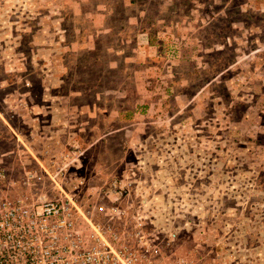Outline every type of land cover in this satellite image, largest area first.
<instances>
[{
	"label": "rangeland",
	"instance_id": "rangeland-1",
	"mask_svg": "<svg viewBox=\"0 0 264 264\" xmlns=\"http://www.w3.org/2000/svg\"><path fill=\"white\" fill-rule=\"evenodd\" d=\"M0 31L3 159L65 160L99 185L128 173L138 206L184 238L202 200L178 199L172 176L207 168L230 196L252 191L264 239V0H0ZM11 89L41 110L35 132L6 110Z\"/></svg>",
	"mask_w": 264,
	"mask_h": 264
},
{
	"label": "built area",
	"instance_id": "built-area-1",
	"mask_svg": "<svg viewBox=\"0 0 264 264\" xmlns=\"http://www.w3.org/2000/svg\"><path fill=\"white\" fill-rule=\"evenodd\" d=\"M35 161L0 156V264H205L203 242L175 254L178 227L138 206L130 174L99 185L69 174L65 160Z\"/></svg>",
	"mask_w": 264,
	"mask_h": 264
},
{
	"label": "crops",
	"instance_id": "crops-1",
	"mask_svg": "<svg viewBox=\"0 0 264 264\" xmlns=\"http://www.w3.org/2000/svg\"><path fill=\"white\" fill-rule=\"evenodd\" d=\"M15 33L17 34L18 32L12 31V34H10L18 37ZM6 36L8 37L10 35L7 34ZM0 37H4L1 31ZM10 82L12 83L5 84L4 81H1L0 88L5 90V88L13 86L12 84L14 81ZM10 92L12 93L10 95H8L7 92L4 93L2 100L6 110L13 111L16 117L21 118L29 127L32 126L31 131L35 132L36 120L41 117V110L34 113V111H28L26 109L27 107L23 106L25 99H32L31 95L25 96V94H23L22 96H16L14 95L13 89H11ZM45 129L40 130L46 132ZM49 130L50 128H48L47 131ZM54 132V135H56L57 130L54 129ZM145 155L146 158H149L148 154ZM181 160L182 159L178 158L177 162L179 163ZM147 161L150 163L152 159L140 160V162L144 164L147 163ZM153 162L155 164H160L157 159H154ZM159 167L162 168L161 166ZM201 171L202 181L199 182H196L198 176H191V174H188L189 171L184 173L183 171L179 172V170H175V175L172 176L173 185L171 193H176L178 199L180 197L182 199H187L189 197L195 200L198 198L202 200L201 208L193 204V206H191L192 208L187 210V215H189L187 218L192 219L194 226L197 228L194 227V232L187 229L189 233L185 235V238L181 233L177 240L179 243L177 246L184 248L183 252L190 251L195 254L193 250L197 245L196 242H203L202 245L205 251L207 250L205 252V264H264V239L258 238V233H255L258 224L255 223L257 210L253 202L252 191L250 192L249 199L245 200L243 196L239 195L240 193L230 196L231 192L227 191L230 188H227L221 181H226L225 176H218L215 180L204 181L203 178L209 177L208 179H210L212 176L207 168ZM216 182H218L217 186H215ZM246 198H248V196H246ZM230 199L234 201L233 204L228 203ZM247 200H249V203H247ZM212 203L215 205L214 208L211 206ZM181 221V219L178 220V222ZM252 232H254V234ZM255 239H258V241Z\"/></svg>",
	"mask_w": 264,
	"mask_h": 264
},
{
	"label": "trees",
	"instance_id": "trees-1",
	"mask_svg": "<svg viewBox=\"0 0 264 264\" xmlns=\"http://www.w3.org/2000/svg\"><path fill=\"white\" fill-rule=\"evenodd\" d=\"M2 150H5V149H3L2 148ZM8 150L10 151V152H12V153H14V151H15V148H14V146H9L8 147ZM8 152H6V153H0V156H2L3 157V155H6Z\"/></svg>",
	"mask_w": 264,
	"mask_h": 264
}]
</instances>
